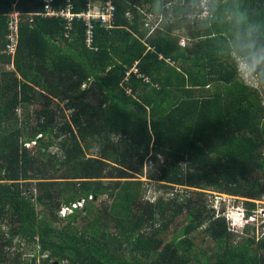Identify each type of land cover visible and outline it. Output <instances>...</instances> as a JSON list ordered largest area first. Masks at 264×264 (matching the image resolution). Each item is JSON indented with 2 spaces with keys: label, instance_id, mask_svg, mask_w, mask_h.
Here are the masks:
<instances>
[{
  "label": "trees",
  "instance_id": "trees-1",
  "mask_svg": "<svg viewBox=\"0 0 264 264\" xmlns=\"http://www.w3.org/2000/svg\"><path fill=\"white\" fill-rule=\"evenodd\" d=\"M201 1L112 0L116 27L95 24L87 47L80 21L64 37L63 20L34 14L40 0H0V48L5 14L11 4L20 12L12 69L0 53V221L39 243L49 264H264V233L232 243L200 191L149 201L130 178L148 156L161 160L165 183L250 197L264 190V0ZM72 4L80 10L84 0ZM139 4L191 21L186 44L160 25L148 33ZM40 98L63 102L68 118L53 123L47 102L30 127ZM98 134L110 148L86 156L81 142ZM203 224L195 249L190 233Z\"/></svg>",
  "mask_w": 264,
  "mask_h": 264
},
{
  "label": "rangeland",
  "instance_id": "rangeland-1",
  "mask_svg": "<svg viewBox=\"0 0 264 264\" xmlns=\"http://www.w3.org/2000/svg\"><path fill=\"white\" fill-rule=\"evenodd\" d=\"M203 1L202 0L200 3L202 4L203 7ZM144 4H139V8H141L140 10L143 12L144 9L146 8V6L144 5V7H142ZM201 6V5H200ZM206 12V9L204 8L201 12H199L198 14H191L189 15V19H191L193 16H202L204 15ZM144 14H148L143 12ZM152 17H155L153 14H151ZM159 18H160V22L158 23V26H162L166 29H168V32L171 34V36L173 37V39L175 37H178V44H182L181 42H179V38L182 39L183 44H186L187 42V34L189 32V30H191V26H192V22L189 21L188 24H186L187 21H183V20H175L174 17L170 16V15H162L159 14ZM148 19H152L150 15H147ZM145 18H143L144 21ZM151 24V20L148 21V25ZM146 28H149V26H145ZM241 66L243 64H240ZM8 69H12V67L10 65H7ZM242 68V67H241ZM244 71V70H242ZM247 75V74H246ZM244 81H246L249 84H253L255 85L256 83L254 82V78H246L244 79ZM258 86V85H257ZM259 90V93L262 95V88H260L259 86L257 87ZM49 96V95H48ZM42 97V96H41ZM49 103V108H51L54 112L53 114V123H61L63 122V120H66L68 118V109H66L65 105H63V102H57L51 99V101L47 100L46 98H40V100L38 102L35 103V105H33L32 107H30V110L28 111L29 113V118H28V124L30 127H33L35 125V123L37 122V117L34 114V108H41V107H45V103ZM262 103H264V98L262 99ZM17 113L19 112V110H16ZM47 115V114H46ZM39 135H37L38 137ZM43 139L45 138L44 136H42ZM104 137L101 135H95L93 137H88L86 138V140L84 142H81L82 144V149L83 152L86 156H95L98 154V150L100 149V147L109 149L110 145L108 142H104L103 141ZM109 141L111 142H117L118 138L116 136H109ZM33 146V142L31 141L28 148H31ZM56 151V147H49L48 148V152L53 153ZM161 160L160 159H151L150 157H145L142 164H133V168H135V172H133L132 177H130L131 179H136L139 180L141 182V194L143 196L144 199H147L149 201H153L156 200L158 197H163V199H167L168 197L173 196L174 194L177 195V197H183V196H190L192 198L196 197L197 194L195 193V191H200L202 193V199L205 202L206 208H212L217 206V210H216V214H218L217 216L221 217V212L222 211H226L229 216L232 217V215H236V212L240 213L243 209H247V207H249V209H255L258 208L259 206H264V190L262 191V193L259 196H240V195H235V194H227V193H223V192H216L213 190H209V189H201V188H194V187H187V186H182V185H178V186H174V184L171 183H165L163 181L158 180V175H159V166L161 165ZM162 184H166L167 186H165L166 188L163 187ZM32 187V185H30ZM174 189H177L176 192H173ZM194 190V192H193ZM33 192V191H32ZM173 192V193H171ZM218 196H217V195ZM104 198V197H103ZM251 203L252 202V206H247L245 205V203ZM239 210V211H238ZM258 210V209H257ZM256 210V212H257ZM43 219H45L51 226H53L54 224H62V221H59V218L56 217L55 220H51L50 218H48L46 213H40L39 214ZM57 216V215H56ZM184 218V210L180 213L177 214L176 216V221L177 222H181L183 221ZM224 220V223L226 225V228L228 229V231L231 232L232 234V243H236L239 240V236L243 235V236H247V235H251L252 234V230L249 228L248 231L243 232V228L246 226L244 225L243 227L239 228V227H231L228 222H227V218L225 216L222 217ZM226 218V219H224ZM237 220V225H239V221ZM203 225H200V227L194 229L190 234L191 237L193 238V247L196 249L198 247H200L201 245V238L203 237ZM172 226V225H171ZM169 226V227H171ZM173 228L171 227L168 232L165 234L166 236L162 235L163 238H168L170 235V232ZM261 230H258L257 232L260 233ZM242 232V233H241ZM254 235V237H261L259 236L260 234H256V232H254V234H252V236ZM255 239V238H254ZM256 240V239H255ZM26 241V240H25ZM31 243V242H30ZM205 243L206 245L209 244V241L205 238Z\"/></svg>",
  "mask_w": 264,
  "mask_h": 264
},
{
  "label": "built area",
  "instance_id": "built-area-1",
  "mask_svg": "<svg viewBox=\"0 0 264 264\" xmlns=\"http://www.w3.org/2000/svg\"><path fill=\"white\" fill-rule=\"evenodd\" d=\"M41 1V9L34 14L39 15L40 17H58L63 20V36L67 37L69 31L73 28L74 21H80L83 26L84 38L83 42L85 46L91 47V42L93 38V27L95 24L104 28L110 29L116 27L114 23L115 12L114 5L112 0H84L83 8L80 10H75L72 4V0H64L63 5L58 7L52 6L53 0H40ZM6 15V32L3 36V44L0 48V53H5L10 56L9 65L12 67L11 60L12 56L15 53L17 39H18V21L20 12L11 4L10 9L7 11ZM150 15L152 19L151 24L148 25V16ZM30 21V20H29ZM160 22L159 16L152 17L151 14H145V19L143 21L144 26H149L148 33H150L155 27L158 26ZM179 42H182V39L179 38ZM174 186H178L174 184ZM177 189H174L173 192H176ZM171 192V193H173ZM217 195V194H216ZM218 196V195H217ZM83 203L82 199H78L75 202H72L69 206L61 205L58 208V216L65 217L68 215L72 208L79 207ZM258 209V210H257ZM214 214H216L217 206L212 207ZM257 210V212H256ZM218 211V210H217ZM239 211V210H238ZM244 211L248 212L246 216H244ZM221 216H225L227 218V222L231 227H240V226H248L252 230V234L256 232V234H260L262 236L264 233V206H259L255 209H249L246 211L243 209L240 213L236 212L238 218L236 216L230 217L226 211H222ZM224 218V219H226ZM239 221V225H237V220ZM261 230L260 233L257 231ZM258 239L257 237H254Z\"/></svg>",
  "mask_w": 264,
  "mask_h": 264
},
{
  "label": "crops",
  "instance_id": "crops-1",
  "mask_svg": "<svg viewBox=\"0 0 264 264\" xmlns=\"http://www.w3.org/2000/svg\"><path fill=\"white\" fill-rule=\"evenodd\" d=\"M10 227L4 220L0 221V264H49L54 261L39 243L25 241L16 232L9 231ZM58 264L71 263L61 259Z\"/></svg>",
  "mask_w": 264,
  "mask_h": 264
},
{
  "label": "clouds",
  "instance_id": "clouds-1",
  "mask_svg": "<svg viewBox=\"0 0 264 264\" xmlns=\"http://www.w3.org/2000/svg\"><path fill=\"white\" fill-rule=\"evenodd\" d=\"M10 63V62H9ZM9 63L7 64V65H9ZM7 65H6V67H7ZM242 68H247V65H242L241 66ZM248 212H245L244 211V216H246V214H247ZM234 216H236L237 218H238V215H232V217H234ZM223 217V216H222ZM231 217V216H230ZM241 227H243V226H240L239 228H241Z\"/></svg>",
  "mask_w": 264,
  "mask_h": 264
}]
</instances>
